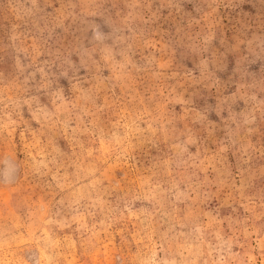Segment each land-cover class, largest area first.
Returning a JSON list of instances; mask_svg holds the SVG:
<instances>
[{
    "label": "rangeland",
    "instance_id": "rangeland-1",
    "mask_svg": "<svg viewBox=\"0 0 264 264\" xmlns=\"http://www.w3.org/2000/svg\"><path fill=\"white\" fill-rule=\"evenodd\" d=\"M0 264H264V0H0Z\"/></svg>",
    "mask_w": 264,
    "mask_h": 264
}]
</instances>
